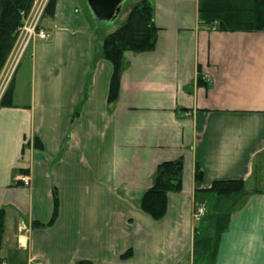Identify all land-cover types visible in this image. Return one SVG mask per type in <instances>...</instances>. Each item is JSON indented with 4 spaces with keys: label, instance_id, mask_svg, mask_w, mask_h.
<instances>
[{
    "label": "crops",
    "instance_id": "crops-1",
    "mask_svg": "<svg viewBox=\"0 0 264 264\" xmlns=\"http://www.w3.org/2000/svg\"><path fill=\"white\" fill-rule=\"evenodd\" d=\"M140 1L112 23L88 1L58 0L49 38L11 80L13 107L0 99L2 264H264V32L202 24L200 0H146L156 46L125 53L109 104L103 43ZM176 160L182 190L155 220L141 199ZM233 180L243 193L210 190Z\"/></svg>",
    "mask_w": 264,
    "mask_h": 264
},
{
    "label": "trees",
    "instance_id": "trees-1",
    "mask_svg": "<svg viewBox=\"0 0 264 264\" xmlns=\"http://www.w3.org/2000/svg\"><path fill=\"white\" fill-rule=\"evenodd\" d=\"M58 0H50L46 14L55 15ZM35 0H0V75L6 67L19 37L23 25V15H28ZM199 18L202 24L211 25L219 21V28L224 32H264V0H200ZM158 29L153 19V7L141 0L129 12L125 24L107 36L103 43V56L111 62L114 73L111 79L109 104L117 101L123 71V59L127 52L144 53L152 51L156 46ZM14 88L7 91L1 101V107H13ZM35 147L43 149L37 139ZM196 180H203V173L196 172ZM183 184V161L176 160L162 163L156 171L153 186L141 199V209L155 220H161L168 206L170 193H178ZM211 192L220 197H230L244 192V182L241 180L217 181L211 187ZM57 215L58 201L55 198ZM53 219V220H54ZM4 223L0 216V253L3 244ZM131 251L122 256L126 259ZM0 264L2 259L0 257ZM78 264H90L81 262Z\"/></svg>",
    "mask_w": 264,
    "mask_h": 264
},
{
    "label": "built area",
    "instance_id": "built-area-1",
    "mask_svg": "<svg viewBox=\"0 0 264 264\" xmlns=\"http://www.w3.org/2000/svg\"><path fill=\"white\" fill-rule=\"evenodd\" d=\"M49 2L50 0H35L30 13L28 15H23V25L19 31L16 50L12 56L13 58L10 60V64L8 66L6 65V71L9 70L10 72L8 83L11 82L18 65L20 64L31 43L36 39L47 40L49 38V34L44 30L43 27V21L45 19ZM1 98L2 94H0V99ZM20 180L25 187H30L31 179L29 176H23L20 178ZM205 212L206 211L203 207L196 208L194 211V219L196 221H200L205 216Z\"/></svg>",
    "mask_w": 264,
    "mask_h": 264
},
{
    "label": "rangeland",
    "instance_id": "rangeland-1",
    "mask_svg": "<svg viewBox=\"0 0 264 264\" xmlns=\"http://www.w3.org/2000/svg\"><path fill=\"white\" fill-rule=\"evenodd\" d=\"M64 1H73V0H64ZM77 1H88V0H77ZM136 1L138 0H123V2L119 5L118 7V11L116 12L115 14V17H114V20L112 23H118L121 18L125 15V13L127 12L128 8H130V5L131 4H134ZM89 5V4H88ZM81 5H80V10H81ZM47 12V11H46ZM74 13V11H73ZM46 18H51L49 17L47 14L45 15V19ZM45 30V29H44ZM30 48V47H29ZM29 48L27 49V51L25 52L24 55L27 54ZM16 49H14V52H15ZM13 56V55H11ZM24 57V56H23ZM13 58V57H11ZM11 60V59H10ZM9 60V61H10ZM29 60V58L27 57L26 58V61ZM9 78H10V72L9 70L6 71V73L2 76L1 80H0V94H2V98L4 97V95L7 93V91L10 89V87L12 86V82L8 83L9 81ZM8 83V84H7ZM5 89V90H4ZM205 221V220H204ZM203 221V222H204Z\"/></svg>",
    "mask_w": 264,
    "mask_h": 264
},
{
    "label": "water",
    "instance_id": "water-1",
    "mask_svg": "<svg viewBox=\"0 0 264 264\" xmlns=\"http://www.w3.org/2000/svg\"><path fill=\"white\" fill-rule=\"evenodd\" d=\"M123 0H88L93 13L101 20H110Z\"/></svg>",
    "mask_w": 264,
    "mask_h": 264
}]
</instances>
